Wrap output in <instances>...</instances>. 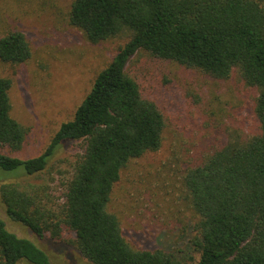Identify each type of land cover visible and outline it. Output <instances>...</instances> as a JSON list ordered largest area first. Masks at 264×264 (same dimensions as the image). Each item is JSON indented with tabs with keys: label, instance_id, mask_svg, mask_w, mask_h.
I'll use <instances>...</instances> for the list:
<instances>
[{
	"label": "trees",
	"instance_id": "16d2710c",
	"mask_svg": "<svg viewBox=\"0 0 264 264\" xmlns=\"http://www.w3.org/2000/svg\"><path fill=\"white\" fill-rule=\"evenodd\" d=\"M67 20L91 43L124 32L128 37L97 73L73 117L33 157L2 151L19 150L26 131L10 114L11 79L0 76V169L12 171L0 180L6 215L50 245H73L93 264H264V0H71ZM141 49L220 79L236 71L256 92V128L225 129L224 142L181 176L196 218L186 251L131 247L108 209L121 171L162 141L161 110L126 72ZM30 54L23 32L0 36L2 62L19 65ZM69 141H81V153L60 203L50 205L37 191L9 183L45 170ZM0 264L51 262L44 249L10 232L0 217Z\"/></svg>",
	"mask_w": 264,
	"mask_h": 264
},
{
	"label": "rangeland",
	"instance_id": "374dc122",
	"mask_svg": "<svg viewBox=\"0 0 264 264\" xmlns=\"http://www.w3.org/2000/svg\"><path fill=\"white\" fill-rule=\"evenodd\" d=\"M70 2L0 0V36L19 30L31 51L19 65L0 60V76L11 79L10 114L26 131L21 148H3L6 154L22 159L40 154L59 125L73 117L97 73L127 40L124 32L99 43L89 42L68 23ZM126 72L136 80L142 96L161 110L164 127L159 149L133 159L121 171L108 209L117 215L123 237L131 247L186 251L196 218L185 198L181 176L211 147L224 142L225 129L256 128V92L240 80L236 71L220 79L143 49L130 58ZM81 145V141L65 143L45 170L10 179L9 183L37 191L50 205H57ZM11 173L0 169V180ZM0 217L10 232L44 249L51 264H93L73 245L54 246L39 240L6 215L1 201Z\"/></svg>",
	"mask_w": 264,
	"mask_h": 264
}]
</instances>
